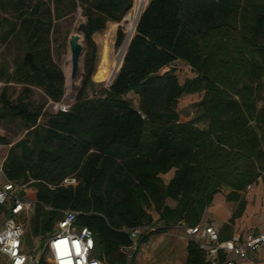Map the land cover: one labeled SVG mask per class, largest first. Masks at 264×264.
Returning a JSON list of instances; mask_svg holds the SVG:
<instances>
[{"label": "trees", "instance_id": "trees-1", "mask_svg": "<svg viewBox=\"0 0 264 264\" xmlns=\"http://www.w3.org/2000/svg\"><path fill=\"white\" fill-rule=\"evenodd\" d=\"M146 1L0 0L1 42L15 41L23 51L12 69L0 62V122L18 120L15 135L23 136L13 144L1 136L0 144H12L6 178L36 190L27 234L46 238L63 210L79 211L77 225L93 231L94 254L108 264H126L123 249L134 242L129 228L157 227L139 237L141 244L180 221L200 224L222 186L238 201L233 219L239 217L240 191L264 173V0H150L143 10ZM78 7L93 56L69 108L55 111L53 104L65 102L66 74L52 57V37ZM142 10L121 69L90 95L93 34L131 12L128 43ZM122 39L120 31L117 45ZM177 60L198 76L180 83L173 68L162 71ZM2 79L21 83L20 92L9 93ZM36 87L43 102L33 98ZM201 90V113L181 121L178 99ZM131 92L138 107L127 98ZM173 168L166 184L161 174ZM68 177L77 183L64 184ZM187 254L184 264H213L193 239Z\"/></svg>", "mask_w": 264, "mask_h": 264}, {"label": "built area", "instance_id": "built-area-1", "mask_svg": "<svg viewBox=\"0 0 264 264\" xmlns=\"http://www.w3.org/2000/svg\"><path fill=\"white\" fill-rule=\"evenodd\" d=\"M69 106L70 103L57 102L52 109L65 111ZM3 177L4 169L0 166V179ZM75 183L77 180L74 177L64 180L66 185ZM28 187V182L7 178L4 182L0 180V216L4 210L6 213L5 218L0 220V253L8 259V264H93V261L96 264H108L94 254L96 243L93 231L87 226L77 225L80 212L67 208L57 221L56 230L35 251L27 250L22 219L38 202L36 198L26 196ZM172 227L183 228L190 239L197 241L207 251V258L213 264H239L238 260L248 258L251 252L264 251V232L246 235L234 233L229 239H222L212 225L187 226L184 221H180ZM156 228L154 225H145L127 229L134 242L123 249L127 255L126 264H133L139 237ZM221 254L225 256L223 259Z\"/></svg>", "mask_w": 264, "mask_h": 264}, {"label": "rangeland", "instance_id": "rangeland-1", "mask_svg": "<svg viewBox=\"0 0 264 264\" xmlns=\"http://www.w3.org/2000/svg\"><path fill=\"white\" fill-rule=\"evenodd\" d=\"M133 1H134L133 4H135V0ZM149 1L150 0L146 1L143 10L149 4ZM132 16H133L132 13L128 12L120 21L119 20L108 21L104 28L96 31L93 34L95 55L93 62L92 78L94 85L92 89L91 88L88 89L90 95L93 96L99 94L100 91L108 87L111 84L113 78L116 77L118 72H116L115 61L119 60L120 57H122L123 59V55L127 46L126 39H127V35L129 34L127 33V23L129 20L133 19ZM85 21H86V16L83 14L82 9L78 7L70 17L62 18L57 22V26H56L57 31H55L52 37V44H51L52 57L53 59H55L54 60L55 63L61 68L64 74H66L65 95H64L65 103L70 101L72 102V100H74L79 88L82 86L84 77L86 76L85 75L86 64L88 61L87 56L88 57L93 56L92 48L91 49L89 48L88 42L85 38V33H84L85 31L79 27V25L81 23H85ZM120 31L123 34V39L121 43L117 45V39ZM73 33H77L80 35V41L83 45V60L82 57H80L79 59L80 61H78L75 77H72L73 60H72V51L70 49L71 45H69V37ZM135 33H136V29L134 28L133 36L135 35ZM0 42H1V37H0ZM22 54L23 51L21 49V46L18 43H15V41H11L6 44L1 42L0 62L3 61L9 62L11 69L13 68L12 65L14 64V61H16V59H18ZM82 61H83V68H82ZM122 63H120V65ZM171 68L174 69L178 79H180L179 80L180 83H184L186 80L188 79L190 80L198 76V74L192 69V67L183 60H177L176 62L172 63V65L163 68L162 71L164 72ZM2 80L8 86V91L12 95L16 96L20 92L22 88L21 83H18L16 81L6 82L5 79ZM205 93H206L205 90H201L189 94L186 92L178 99L176 109L180 115L181 121L188 122L189 120L194 119L197 115L201 113L202 109L198 106V103L204 98ZM33 98L36 101L43 102L45 99L43 90L39 87H36ZM127 98L134 103L135 107H138V99H139L138 95L131 92L127 95ZM260 105H262V103H260ZM43 120L44 118L41 119V121ZM205 125L206 124H204L203 122L199 123V126L200 127L202 126V128L205 127ZM18 127H19L18 120H13L12 122H7V121L0 122V137L1 136L8 137L12 141V144L17 142L23 136V134L19 136L15 135L16 131L18 130ZM12 144L0 145V160H2L3 156L7 155L8 150L12 146ZM175 171H176L175 168L170 169V171H168L167 173L161 174V178L163 179L164 177V179L167 180L169 177L168 176L169 173L170 176L171 175L174 176ZM259 183L264 184V173L263 176L259 178L257 184ZM226 191L230 192V188H228L227 186H222L219 190L220 193ZM26 196L29 198H36V190L33 186H29L26 189ZM34 209L35 206L33 207L32 211H30L29 214H27L22 219L26 231L25 248L29 251H35L38 248V246H40L47 239V237L43 238V235H39L36 237L27 234V231L30 230V219L32 214L34 213ZM151 211H154V209ZM5 216L6 213L4 210L0 216V220H3ZM49 235L51 234L48 233L47 236ZM252 257L255 263L264 264V252H262L261 255L259 256L256 257L252 256ZM181 260L182 259H180V261ZM153 264H176V263L172 262L167 258H163V256H159L156 260H154Z\"/></svg>", "mask_w": 264, "mask_h": 264}, {"label": "crops", "instance_id": "crops-1", "mask_svg": "<svg viewBox=\"0 0 264 264\" xmlns=\"http://www.w3.org/2000/svg\"><path fill=\"white\" fill-rule=\"evenodd\" d=\"M5 158L6 156H3L0 160V166H3ZM168 176L165 180L162 175L165 183H168L173 175L170 176L169 173ZM5 179L6 176L0 180L4 182ZM228 192H218L214 196L211 205L206 208L202 216L200 225L214 226L222 239H229L234 233L246 235L255 233L256 230V233L264 232V184L255 182L240 192L241 198L245 201V207L242 214L234 219L233 213L238 206V201L228 200ZM167 203L171 206L176 205L172 199H167ZM151 213L156 221L159 217L158 213L154 211ZM149 238L147 242L139 244L133 255V264H153L159 256L176 264H184L187 260V246L190 237L183 228L170 227L165 232L152 233ZM262 252L264 251L251 252L248 258L239 259L238 262L239 264H260L255 263L252 256H259ZM0 264H8V259L1 253Z\"/></svg>", "mask_w": 264, "mask_h": 264}, {"label": "water", "instance_id": "water-1", "mask_svg": "<svg viewBox=\"0 0 264 264\" xmlns=\"http://www.w3.org/2000/svg\"><path fill=\"white\" fill-rule=\"evenodd\" d=\"M142 12H143V10H142L141 13L139 14L138 20H137V22H136L135 29L137 28L138 21L140 20V16H141ZM79 27H80L81 29H84V27H85V23H81V24L79 25ZM132 38H133V34H132V36L130 37L128 43H127L126 50H125V52H124L123 59H122V62H123V63H124V58H125V55H126L127 49H128V47H129V44H130ZM69 45H71V46H70V49H71V51H72V60H73V61H72V67H73V69H72V77H75V76H76V69H77V66H78V61H80V60H79L80 57H83V45H82V43H81V41H80V35L77 34V33H73V34H71L70 37H69ZM123 63L118 67L117 72H119V70L121 69ZM114 78H115V77H114ZM114 78H113V80H114ZM113 80H112V81H113Z\"/></svg>", "mask_w": 264, "mask_h": 264}, {"label": "clouds", "instance_id": "clouds-1", "mask_svg": "<svg viewBox=\"0 0 264 264\" xmlns=\"http://www.w3.org/2000/svg\"><path fill=\"white\" fill-rule=\"evenodd\" d=\"M93 264H96V262H95V261H93Z\"/></svg>", "mask_w": 264, "mask_h": 264}]
</instances>
